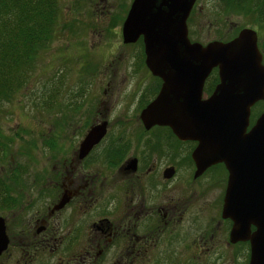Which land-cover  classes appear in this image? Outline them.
<instances>
[{"label":"flooded vegetation","instance_id":"af4514ba","mask_svg":"<svg viewBox=\"0 0 264 264\" xmlns=\"http://www.w3.org/2000/svg\"><path fill=\"white\" fill-rule=\"evenodd\" d=\"M112 1L85 0L99 10L91 34L97 39L117 34L120 40L100 74L86 79L97 80L98 94H71L66 129L48 143L49 156L39 170L1 174L10 188L0 206L5 241L0 264H211L221 259L248 264L249 241L233 242L232 220L222 216L224 163L197 172L192 157L197 141L180 139L167 125L144 124L142 111L158 95L162 79L146 66L142 37L124 42L123 23L133 0ZM196 3L187 19L188 36ZM128 47H136L137 61L120 74ZM218 82L213 68L202 98ZM79 105L87 109L77 124ZM91 132L95 140L82 147Z\"/></svg>","mask_w":264,"mask_h":264},{"label":"water","instance_id":"95a60500","mask_svg":"<svg viewBox=\"0 0 264 264\" xmlns=\"http://www.w3.org/2000/svg\"><path fill=\"white\" fill-rule=\"evenodd\" d=\"M195 1L131 4L122 28L124 42L142 37L146 66L162 79L141 118L146 126L167 125L180 139L197 141L192 152L197 172L224 163L228 180L222 216L232 220L230 238L249 241L248 264H264V109L248 129L252 106L264 100L257 32L246 26L227 41H191L187 18ZM213 68L219 82L202 98L203 83ZM94 136L89 133L82 147L91 146ZM4 244L0 217V248Z\"/></svg>","mask_w":264,"mask_h":264},{"label":"rangeland","instance_id":"374dc122","mask_svg":"<svg viewBox=\"0 0 264 264\" xmlns=\"http://www.w3.org/2000/svg\"><path fill=\"white\" fill-rule=\"evenodd\" d=\"M77 1L58 0L60 12L52 40L40 51L23 84L9 99L0 102V142L7 145L6 156L0 159L2 175L10 169H15L16 173L39 170L38 166L44 164L49 156L48 143L54 139V134L66 129L71 94L82 90L91 96L98 94L97 80L86 79L100 74L120 40L117 34L109 33L100 39L92 35L93 18L99 16V10L95 11L93 5L85 0H81L82 4H75ZM113 1L117 4L119 0ZM75 6L83 9H78V12ZM190 17V39L203 44L216 39L227 40L243 26H250L258 32V44L264 55V33L256 25L249 24L244 15L224 13L219 0H197ZM137 54L136 47L126 48L124 55L128 57L120 74L131 70L129 66L133 59L137 61ZM91 61L94 65L88 64ZM138 71L139 75H145L139 68ZM263 106L264 101H260L251 109V123ZM86 109L79 105L74 123L83 122L82 114ZM211 264H227V261L212 260Z\"/></svg>","mask_w":264,"mask_h":264},{"label":"trees","instance_id":"16d2710c","mask_svg":"<svg viewBox=\"0 0 264 264\" xmlns=\"http://www.w3.org/2000/svg\"><path fill=\"white\" fill-rule=\"evenodd\" d=\"M219 1L224 13L242 14L264 33V0ZM59 12L58 0H0V102L9 99L33 70L35 59L54 36ZM6 147L0 142V159L6 156ZM1 174L0 206L10 188L8 177Z\"/></svg>","mask_w":264,"mask_h":264}]
</instances>
